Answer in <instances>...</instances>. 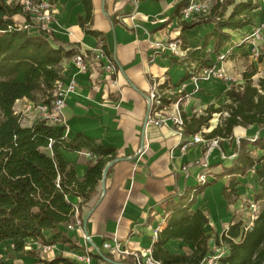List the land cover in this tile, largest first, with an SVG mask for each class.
I'll return each mask as SVG.
<instances>
[{
	"label": "crops",
	"instance_id": "0c3cea01",
	"mask_svg": "<svg viewBox=\"0 0 264 264\" xmlns=\"http://www.w3.org/2000/svg\"><path fill=\"white\" fill-rule=\"evenodd\" d=\"M178 1L93 0L92 28L100 31V36L87 34L79 25L78 16H85L80 0L55 1L52 33L57 40L54 45L76 52L101 46L105 52L103 61H112L117 73L113 76L116 85L111 86L102 71L94 76L79 72L71 62L74 54L65 56L61 63L65 65L64 76L68 80L75 74L78 85L68 96L62 116L54 125L63 127L67 138L83 133L99 140L105 147L114 149L119 160L105 180V189L100 181L97 194L82 205L83 231L67 227L75 246L55 243L44 249L39 240L27 238L25 250L35 252L31 255L14 251L11 240H4L0 242V264H45L40 259L52 260L58 255L69 258L73 264H84L77 257L86 253L91 255L92 264H133L130 256L119 259L110 255L103 243L118 240L132 251L153 247L168 224L172 208L181 203L207 215L209 222L204 232L209 236L210 250L215 247L217 236L221 237L231 224L241 220V188L252 197L250 191L254 196V186L247 185L249 176L237 175L234 192L226 198L224 190L229 187L231 175L224 174V169L232 159H224L222 155L237 154L239 139L257 137L260 128L237 126L231 138H221L219 146H209L204 142L191 143L192 135L184 127L182 131L176 128L172 121L164 125L147 121L146 97L153 84L171 92L173 100H180L182 113L190 118L206 114L211 105L218 108L229 102L227 89L239 83L208 75H200L197 81L185 79L187 70L196 68L182 62L186 56H175L161 49L180 34L178 18L172 17ZM15 19L25 22L23 15H16ZM212 29L213 24H202L186 30L188 48H200L205 34ZM235 32L231 31L232 38L222 48L225 52L231 47L232 57L228 61L210 52L212 41L202 50L203 54L210 52L217 65L223 64L228 73H233L231 67L238 59L236 54L245 48L234 39ZM259 73L257 70L256 75ZM22 102L19 103L24 105ZM219 120L220 113H214L209 127H203V134H209ZM23 122L22 126L31 127L35 120L28 117ZM62 156L74 165L79 178L85 175L92 158L85 149H63ZM202 175L206 177L205 182ZM69 198L75 204L80 202L79 197L70 195ZM85 222L88 234L84 230ZM164 247L172 254H191L195 250L192 241L180 238L169 239Z\"/></svg>",
	"mask_w": 264,
	"mask_h": 264
},
{
	"label": "trees",
	"instance_id": "16d2710c",
	"mask_svg": "<svg viewBox=\"0 0 264 264\" xmlns=\"http://www.w3.org/2000/svg\"><path fill=\"white\" fill-rule=\"evenodd\" d=\"M194 1L179 0L172 13L181 26L177 39L186 51L182 62L196 68L192 72L187 70L185 79L199 71L213 69L218 62L210 52L219 58L222 48L232 38L231 31L253 27L256 22L251 12L261 7L259 0H212L210 8H202L198 16L190 20L182 19L185 10ZM80 2L85 16H78L79 25L87 34L100 36L102 33L92 28L93 0ZM16 15H23L30 23V14L20 3L8 5L5 0H0V74H16L25 68L28 76L34 78L31 87L41 90L43 101L48 102L53 83L62 77L63 58L76 53V50L55 46L57 39L54 34L49 32L48 37L35 25L24 29L22 23L15 19ZM202 24H213L212 31L205 34L200 48H188L186 30ZM211 41L212 49L203 54L202 50ZM256 74V68L246 70L243 73L244 82L227 89L229 102L221 107L211 105L206 114L190 118L182 113L184 131L190 135L209 127L214 113H220V120L209 134H204L206 138H231L237 126L255 125L261 130L255 138L239 139L237 156L224 169V174L231 175L224 195L230 198L229 193L234 192L237 175H247L248 171L255 170L258 188L253 197L255 201L262 202V206L248 230L242 228V221L239 220L231 224L221 237H216V245L226 244L228 247V253L218 258V264H264V78L259 77L254 82ZM27 96L32 101H39L35 95ZM17 118L13 111H7L0 123V242L11 240L14 251L31 255L35 252L25 250L27 238L39 240L42 245L64 243L75 246L67 226L75 223L77 218L83 223L82 205L97 194L104 168L112 162L106 174L108 178L114 163L119 160L117 152L83 133L67 138L63 127L46 121H35L31 127H23ZM63 149H85L91 154L82 178L77 176L74 165L63 158ZM70 195L79 197L80 202L75 204ZM208 222L203 211H192L189 205L182 203L175 205L167 226L154 243L153 257L161 264H204L211 256L209 236L204 232ZM171 238L192 241L195 250L191 254H172L164 247ZM40 261L45 264H73L61 255Z\"/></svg>",
	"mask_w": 264,
	"mask_h": 264
},
{
	"label": "built area",
	"instance_id": "2783aa9c",
	"mask_svg": "<svg viewBox=\"0 0 264 264\" xmlns=\"http://www.w3.org/2000/svg\"><path fill=\"white\" fill-rule=\"evenodd\" d=\"M6 4H11L13 2L20 3L24 10L30 14L31 20L30 23L25 21L21 24V27L24 29L32 28V25H35L39 30L46 32V36L49 37V32H52V24L54 18L55 9H52L51 6L54 5L53 0H5ZM194 5L192 4L190 8L185 10V14L182 19L190 20L191 15L189 11ZM52 12V13H51ZM162 50H169L172 55L182 56L185 54V50L182 49L181 43L177 36L173 38L169 43H167ZM105 57V52L101 46H99L95 50H79L74 53L71 58V62L77 67L79 72L89 73L90 76H94L98 74L99 71H102L107 77L108 82L111 86H115L116 82L113 76L117 73V67L112 61L104 62L103 58ZM225 54H221L220 59H224ZM65 65H62L61 74L62 77L56 80L53 83V88L51 92V99L48 102L45 101H30L29 108L36 109L37 113L33 114L34 120L37 121H46L50 124H56L59 118L62 116L63 110L67 104L68 96L73 93L78 85L76 75L73 74L68 77L66 80L64 76ZM200 75H208V77L214 78H222L224 76L222 72V67L216 65L213 69L204 70L200 73L193 75L190 79L197 81ZM147 102V121L152 122L155 125H164L167 124L168 121H172L174 126L179 130H183L184 120L182 117V110L180 106V100L175 101L172 98V93L166 91L159 87L158 84H153L152 89L148 92L146 97ZM172 109V112L169 110ZM21 113L20 110L16 112V114ZM221 138H205L203 136V132L191 136V143H199L204 142L209 146H219V141ZM187 147V144L183 146ZM237 154L226 155L223 154L222 157L224 159H231L236 157ZM202 181L205 182L206 177L202 175ZM78 214V211H76ZM259 213V209L255 203H252V214L251 219L248 223H243L242 219V228L246 231L248 230L254 223L257 215ZM164 220V218H162ZM68 229L78 228L83 231V223L77 218L75 223L69 224ZM228 231V230H227ZM159 232V229L154 231V234ZM87 239V236H84ZM44 249H49L50 245H42ZM103 248L108 251V253L112 256H115L119 259H125L127 257H132L133 264H161L153 257V247L149 246L147 248L139 249V250H128L127 248L122 246V243L118 240H114V243L104 242ZM221 251L218 256L208 257L204 264H218L217 260L224 253ZM84 264H92V257L89 253L84 255H79L77 257Z\"/></svg>",
	"mask_w": 264,
	"mask_h": 264
},
{
	"label": "rangeland",
	"instance_id": "374dc122",
	"mask_svg": "<svg viewBox=\"0 0 264 264\" xmlns=\"http://www.w3.org/2000/svg\"><path fill=\"white\" fill-rule=\"evenodd\" d=\"M211 3L212 0H206L203 2H201L200 0L194 1V6L189 11L192 18L198 16L202 8L206 10L210 8ZM261 4L262 8L251 13L253 18L255 19V25H253V27H248L246 29H242L240 31L238 30L237 32H235L234 39L236 40V42H241L240 44H244L245 48L243 49L244 51H242V53L236 54V56H238V59L237 61L233 62V65L231 67L233 73H228V69L226 67H222V64L221 67L224 76L219 80H225L227 82L231 79L232 82L238 81L239 83L236 84H241L244 82L243 72L246 70H251L253 68H256L258 72H260L259 75L253 77L254 82H257L260 76L264 77V0H261ZM54 5L51 6L52 9H55ZM52 14H54V16L52 15L51 18H54L55 20L56 9ZM231 44H233V42ZM229 49H231V47ZM229 49H225V52L222 50V52L226 54L224 58L225 61H228L230 57H232V55L230 54V52L232 51ZM259 67L261 68L260 70ZM27 72L28 70L24 68L22 72L20 71L16 74H0V123L2 122L7 111H9V113L10 111H13L15 116L18 117L17 120L21 125L25 122H23L25 118L28 119L29 117L31 119H34L33 114L35 112L37 113V110L29 108L30 102H27L30 99L27 94L35 95L37 97V100L39 101H42L44 99V94L41 90L31 87L32 83L34 82V78L28 76ZM29 74H31V71H29ZM21 100H23V102L25 103L24 105L19 103L21 102ZM184 104L186 105V103ZM18 110H20L21 113L16 114ZM169 110L172 112V109ZM205 132L208 131L206 130ZM203 136L205 137L204 134ZM234 158L231 159L233 160ZM247 176H249V183H247V185H249L250 187L252 183V185L254 186V191H256L258 188V180L255 170H253V172L248 171ZM241 189L243 190V192L240 194L241 197H243V206L240 210V213L242 212L241 220H244L243 223H248L251 219L252 203H255L257 205V208L260 210L262 202L254 200L252 191H250V195H252L251 197L246 193V191H244L243 188ZM238 197V199H240L239 195ZM221 251H223L222 253H224L222 256L227 254L228 247L226 244L215 245V247L210 250V255L211 257L218 256Z\"/></svg>",
	"mask_w": 264,
	"mask_h": 264
},
{
	"label": "water",
	"instance_id": "95a60500",
	"mask_svg": "<svg viewBox=\"0 0 264 264\" xmlns=\"http://www.w3.org/2000/svg\"><path fill=\"white\" fill-rule=\"evenodd\" d=\"M111 164H112V162H109L106 165V167L104 168V171H103V177H102V180H101L102 181V185H103V190L105 189L104 184H105V180H106V174H107V171H108V169H109ZM84 230H85L86 234H88L87 233L86 222L84 223Z\"/></svg>",
	"mask_w": 264,
	"mask_h": 264
}]
</instances>
